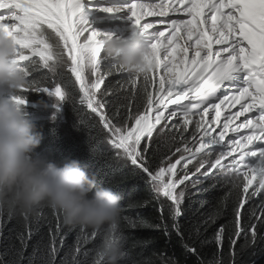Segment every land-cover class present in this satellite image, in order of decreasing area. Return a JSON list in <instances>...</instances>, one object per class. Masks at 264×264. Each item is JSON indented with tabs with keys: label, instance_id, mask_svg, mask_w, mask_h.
Instances as JSON below:
<instances>
[{
	"label": "snow or ice",
	"instance_id": "1",
	"mask_svg": "<svg viewBox=\"0 0 264 264\" xmlns=\"http://www.w3.org/2000/svg\"><path fill=\"white\" fill-rule=\"evenodd\" d=\"M84 8L83 0H0V31L13 39L14 62L29 80L12 98L26 105L30 92L46 93L55 98L59 111L63 101L78 95L117 157L148 177L157 200L169 201L171 228L182 240L180 218L189 184L195 187L217 174L233 178L237 182L221 203L227 207L235 191L229 222L235 264V245L242 236L253 246L258 239L264 241L259 230L264 228V0H127L106 7L108 12L130 13L131 32L141 34L149 48L143 71H130L106 53L103 41L111 33L93 29ZM114 93L122 101L106 109L105 98ZM154 139L161 141L155 148ZM160 146L174 151L161 161L166 166L153 168L149 152L154 154ZM194 163L195 171H189ZM178 166L183 175H178ZM255 197H260L258 211L246 208ZM159 211L163 216L162 204ZM220 214L210 218L212 223ZM54 215L57 223L54 229L50 226L40 264H87L86 245L100 235L98 229L87 232V225H79L74 246L58 261L65 235L61 212L54 210ZM3 216L0 210V220ZM122 219L130 228L137 227L132 218ZM207 224L204 220L189 239L199 237ZM167 229L165 222L166 234ZM226 233L227 224L220 225L214 236L217 258L209 264H224ZM32 235L30 226L26 236L20 235L24 249ZM125 240L121 221L108 225L91 264H107L102 249ZM184 248L203 264L196 247L185 242ZM17 255L14 262L0 257V264H23V251ZM28 264L34 260L28 258Z\"/></svg>",
	"mask_w": 264,
	"mask_h": 264
},
{
	"label": "trees",
	"instance_id": "2",
	"mask_svg": "<svg viewBox=\"0 0 264 264\" xmlns=\"http://www.w3.org/2000/svg\"><path fill=\"white\" fill-rule=\"evenodd\" d=\"M119 77H109L107 84H112ZM123 83V81H121ZM46 86V85H45ZM102 85V90H103ZM119 88V85H116ZM29 102H45L52 104L50 107V118L37 123L38 131L43 134V141L36 150L42 156L56 162H63L66 158L78 159L81 166L90 173H95L97 186H112L122 197L123 211L121 213V229L126 237L122 242L123 250L126 253L120 264H201L196 255H192L184 248L185 242L198 250L203 264H209L217 258V246L214 243V236L222 224H227V233L222 251L224 264H231L229 238L233 236L234 228L231 223L233 219V205L235 191L227 200V207L222 206V199L232 190L236 183L233 178L223 174H217L203 183L193 187L189 184L186 196L182 205L183 214L180 218L181 230L184 234L182 240L171 228L168 209L169 201L164 198L157 200L153 194L148 177L139 169L133 167L128 161L117 157L116 151L106 140V133L98 120L91 115L90 110L79 104L78 95L73 101L65 100L61 103L62 116L56 111L55 100L47 98L46 93L30 92L27 96ZM106 109L111 110L114 104L122 101V97L111 94L105 98ZM55 114V119L53 116ZM85 123L81 125L80 121ZM159 139H154V148L160 145ZM143 146V143H142ZM174 151V147L160 146L158 151L149 152V159L153 168L166 166L161 164ZM172 156V162L178 158ZM183 163V162H182ZM195 163L189 165V171H195ZM178 175H183L179 172ZM181 187H184L181 185ZM251 191V189H250ZM164 207L163 216L159 208ZM260 197L253 198L246 208L259 210ZM220 212L215 223L211 217ZM4 210V216L0 220V257L5 262H14L19 257L18 252L23 251L25 260H34V264H40V258L47 252L49 243L50 226L54 229L57 223L54 210L46 205L38 207L37 211L25 221L24 216L18 212L11 213ZM248 213L245 212V215ZM127 216L136 221L137 227L130 228L123 217ZM208 220L207 226L201 228L199 237L193 236L189 239L194 229ZM62 223V234L65 235V245L61 249L57 260L65 257L75 244L79 234V225H67L63 216H60ZM165 222L168 225L165 232ZM33 229L31 239L27 240L26 249L23 248L20 235H27V227ZM259 227V226H258ZM108 225L98 228L100 235L86 245L89 250L87 264L96 257V252L102 247V236L107 232ZM92 227L87 226L86 231L91 232ZM264 234V228L259 229ZM35 253V256L33 254ZM83 259V258H82ZM107 264L108 258L105 257ZM235 264H264V241L257 240L255 246L250 242L245 244L243 236L235 245Z\"/></svg>",
	"mask_w": 264,
	"mask_h": 264
},
{
	"label": "clouds",
	"instance_id": "3",
	"mask_svg": "<svg viewBox=\"0 0 264 264\" xmlns=\"http://www.w3.org/2000/svg\"><path fill=\"white\" fill-rule=\"evenodd\" d=\"M105 51L130 71L146 70L149 48L141 34L126 39L111 33ZM16 45L7 31H0V86L15 94L29 83L26 70L14 62ZM12 95H0V210L34 214L46 205L61 212L67 225H87L98 229L121 221L122 197L112 186H97L95 173L78 159L63 162L39 154L44 137L27 108ZM108 264H120L126 253L122 242L102 249Z\"/></svg>",
	"mask_w": 264,
	"mask_h": 264
},
{
	"label": "rangeland",
	"instance_id": "4",
	"mask_svg": "<svg viewBox=\"0 0 264 264\" xmlns=\"http://www.w3.org/2000/svg\"><path fill=\"white\" fill-rule=\"evenodd\" d=\"M105 3L99 9L98 12H100L101 16H104L106 20L105 22H111L116 20L122 28H120L118 31L114 32H109L107 28H109V25L107 28L104 27V25H96L93 27V29L99 30L102 33H115L118 32L123 37H127L131 34L132 30V21L129 19L130 13L125 9L123 11H113V12H108L105 11L104 9L106 7H113L116 5H122L127 3V0H102ZM97 2L101 3V0H90L91 4L97 5ZM150 19V18H149ZM14 90L9 89L7 86H0V95H12ZM50 106L47 105V103H42V104H36L32 102H28L26 105H24L27 110L32 114V117L36 120V122H41L45 120L46 118H50V107H52V104H49ZM57 111V108H56ZM62 108L60 106L59 109V115L60 117L62 116Z\"/></svg>",
	"mask_w": 264,
	"mask_h": 264
},
{
	"label": "bare ground",
	"instance_id": "5",
	"mask_svg": "<svg viewBox=\"0 0 264 264\" xmlns=\"http://www.w3.org/2000/svg\"><path fill=\"white\" fill-rule=\"evenodd\" d=\"M93 28V27H92Z\"/></svg>",
	"mask_w": 264,
	"mask_h": 264
}]
</instances>
